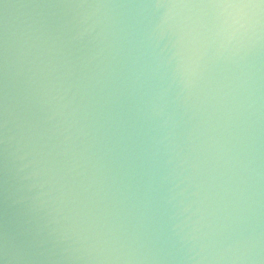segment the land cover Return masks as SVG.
Listing matches in <instances>:
<instances>
[{"label":"clouds","instance_id":"obj_1","mask_svg":"<svg viewBox=\"0 0 264 264\" xmlns=\"http://www.w3.org/2000/svg\"><path fill=\"white\" fill-rule=\"evenodd\" d=\"M0 264H264V0H0Z\"/></svg>","mask_w":264,"mask_h":264},{"label":"water","instance_id":"obj_2","mask_svg":"<svg viewBox=\"0 0 264 264\" xmlns=\"http://www.w3.org/2000/svg\"><path fill=\"white\" fill-rule=\"evenodd\" d=\"M10 215L9 209L3 199V195L0 194V223L6 222Z\"/></svg>","mask_w":264,"mask_h":264}]
</instances>
